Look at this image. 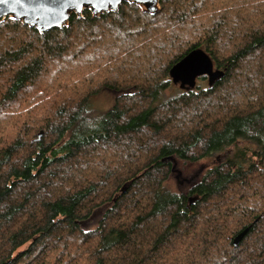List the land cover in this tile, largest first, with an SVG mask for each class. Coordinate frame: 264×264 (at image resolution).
I'll return each mask as SVG.
<instances>
[{"label": "trees", "instance_id": "16d2710c", "mask_svg": "<svg viewBox=\"0 0 264 264\" xmlns=\"http://www.w3.org/2000/svg\"><path fill=\"white\" fill-rule=\"evenodd\" d=\"M198 48L225 76L163 99ZM106 89L115 104L93 109ZM5 121L24 125L0 148V264H264V0L124 4L44 34L2 20L0 136Z\"/></svg>", "mask_w": 264, "mask_h": 264}, {"label": "water", "instance_id": "95a60500", "mask_svg": "<svg viewBox=\"0 0 264 264\" xmlns=\"http://www.w3.org/2000/svg\"><path fill=\"white\" fill-rule=\"evenodd\" d=\"M163 0H0V21L11 19L44 34L65 28L73 16L82 17L90 11L97 18L103 14L118 13L124 4L136 5L144 14L155 16L161 12ZM170 78L184 91L193 90L197 80L209 78V85L220 81L225 71L216 69L205 50L195 49L170 70ZM196 199H190L193 203ZM249 229L233 239L238 248Z\"/></svg>", "mask_w": 264, "mask_h": 264}, {"label": "rangeland", "instance_id": "374dc122", "mask_svg": "<svg viewBox=\"0 0 264 264\" xmlns=\"http://www.w3.org/2000/svg\"><path fill=\"white\" fill-rule=\"evenodd\" d=\"M232 4L233 3H229V5H232ZM141 11H142V9H141ZM236 39H237V36H235V40L230 39V37H227V36H223L221 38V40L225 43L227 41H229V43H228L229 48H232V49H233V45H234ZM95 48L97 49V52H98V48L97 47H95ZM198 49L203 50V48H198ZM77 52H79V51H77ZM88 58H91V56H88ZM203 80H205V79L201 78L197 81L198 84H197L196 88L199 87V89H200V88H206L207 87V85H208V83L206 82L207 80L206 81H203ZM62 83H69V81L59 82L60 85ZM199 84H201V85H199ZM172 85H174V84H172ZM174 88H176L175 91H168V92L164 93L163 99H169L171 97H176V96L185 92L179 86H174ZM118 96H119V92H117L115 90H111V89H106L100 95H98L97 97L92 99V108L95 110H99V111H103L105 108L110 109L115 104V100ZM17 104L13 107L12 112L9 114L10 115L9 118L11 120L15 116L17 111H21L25 108L24 105L20 106V104H18V105ZM24 112H26V111H24ZM24 114L29 115L30 113L27 112ZM20 118H21V116L18 119H20ZM22 125H24V121L19 122V123H12V121H11V123H8L5 121V135L0 136V148L4 147V145H5V147H7V145H10L11 143L14 142L15 139H17V133L19 131L21 132L22 129L20 127ZM39 138H40V136L39 137L37 136L36 138H33V141L36 142L39 140ZM4 139H5V144L2 142ZM233 150L234 149L231 148L228 150V152H223L220 155H218L217 158H219L221 162L226 161L228 159V156L232 155V153L234 152ZM214 164H215L214 159H210V160L205 159L203 162H200L197 164H187L185 166L181 165V166H179V169L182 170L184 177L186 179L190 180L198 174L202 175L203 173L206 172L207 169H210L212 166H214ZM207 167H209V168H207ZM202 168H205V171H203ZM189 186L190 185H187V183L180 185L179 179L177 178V175H172L166 183V187L168 188V190H170V192H183V191L186 192L188 190ZM103 214H104V209H99L98 211H96V213L92 217V219L83 223L81 225V227L86 231L96 230L99 226L100 220L103 217Z\"/></svg>", "mask_w": 264, "mask_h": 264}]
</instances>
